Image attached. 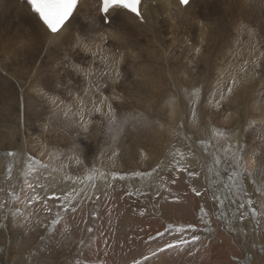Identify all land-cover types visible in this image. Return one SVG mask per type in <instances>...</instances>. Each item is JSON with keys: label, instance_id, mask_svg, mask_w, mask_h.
I'll list each match as a JSON object with an SVG mask.
<instances>
[{"label": "rangeland", "instance_id": "1", "mask_svg": "<svg viewBox=\"0 0 264 264\" xmlns=\"http://www.w3.org/2000/svg\"><path fill=\"white\" fill-rule=\"evenodd\" d=\"M194 14L198 28L176 27L179 36L173 30L165 33L164 46L149 33L133 36L131 29V40L128 33L124 43L106 36L99 51L93 35L83 34L85 20L91 27L97 21L90 12L77 16L79 29L71 25L64 40L52 46L41 35L33 41L35 31L28 26L22 25L23 35L16 36L1 25L0 264H264V216L257 224L246 204L251 199L264 212V0H199L190 9ZM200 29L209 45H201ZM17 40H22L20 47ZM125 40L133 48L127 47L116 78L106 70V59L119 55ZM176 40L190 45L177 48ZM244 66L247 72L240 71ZM233 76L237 83L227 95ZM251 81L252 91L243 90ZM196 89L200 99L194 122ZM221 90L225 99L217 107ZM107 96L114 98L109 104L119 137L107 108L94 110ZM81 104L87 128L80 121ZM214 129L223 135L216 138ZM179 152L184 153L181 163L198 176L177 173ZM232 153L243 157L242 180L228 179L232 168L224 161L230 164ZM216 156L222 161L218 166ZM29 157L48 167L35 164L38 171L26 175ZM92 168L98 171L89 180ZM136 171L152 174L123 181L111 177ZM53 193L61 199L50 198ZM35 195L41 199L29 204ZM241 202L246 207L238 210ZM67 205L77 211L64 212ZM57 212L63 219L53 231ZM241 212L248 218L240 221ZM202 214L211 224L201 221ZM64 224L71 226L69 232ZM187 225H195V231ZM181 226L183 233L177 231ZM193 235L199 239L193 241ZM170 243L176 246L168 248Z\"/></svg>", "mask_w": 264, "mask_h": 264}, {"label": "bare ground", "instance_id": "2", "mask_svg": "<svg viewBox=\"0 0 264 264\" xmlns=\"http://www.w3.org/2000/svg\"><path fill=\"white\" fill-rule=\"evenodd\" d=\"M198 1L199 0H190V4L188 6H184V5H180L179 2H178V0H144L143 3L141 4L142 5V9H143L142 14L145 17V19L143 21H140L135 15L131 14L130 12L116 10L114 12H111V15H110L111 22H110V24L108 26H105L103 23H102L103 25L101 24L100 6L96 2L93 3V4L87 3V4L83 5V6H80L77 10L74 11L73 16L70 18L69 22L66 24V27L64 29H62V34H53V33L49 32L42 23H40L38 20L35 19L34 14L28 10L29 7L27 6V4H26L25 1H24L23 4H19V3H17V0H1L0 1V9H1V7L3 5H5L4 6L5 9H4V11H2L0 13V27H1V25H2V27H3V25H5L6 26V29L8 30V32H11V33H13L16 36H22L23 35L22 32L24 31V30H21L22 25L24 27L28 26L30 28V30L34 29V31H35V32L32 33L33 34V37H32V40L33 41L35 40V37H36V39L39 40V39H41V36H42V38H44V40H45V43H47L49 46L51 44V46H52L53 44L55 45L56 42H58V40H60L61 37L64 34H67L68 33L67 29L71 28V25L72 26L75 25L74 27L77 28V30L79 29V25L76 22L77 21V16H79V15L82 16L83 14L90 12L92 15H95L97 17L96 24L93 25V27H91V23L89 21H86V20L84 21L83 20L84 23H83V27L82 28H83V34L84 35H86V36L87 35L88 36L93 35L95 41L93 40L92 43L96 45V48H94L96 51H99L100 50V48H101V45L100 44L103 43L106 40V36L113 37L111 39L118 40L120 42L123 38H125V37H123V34H127L131 29L134 32V34H132L133 36L135 35V32H138V33H140L143 36L149 33V34H152L156 39L160 40L159 41V45L164 46L163 35H165V33L173 30L174 33H175V36H179L178 35V33H179L178 32V28H176V27H183L185 25L190 24V26L193 27L194 29H197L198 28V27L196 28V26H195V23H196L195 20L197 19L196 18L197 16H195L196 14H194L195 17L193 15L190 16V9L193 10L195 4ZM81 8H82V10L79 11V9H81ZM81 12H82V14H81ZM113 16H115L116 19H114ZM3 17H5V19H6L5 21H2L1 20V18H3ZM82 19H84V18H82ZM85 19H86V17H85ZM103 19L104 18H102V22H103ZM12 23H16L15 24V27H14L15 29L12 28V26H13ZM74 27H72V28H74ZM202 28L205 30L204 27H202ZM203 29H200L201 37H199V39L201 40V45H205L206 43L209 45V39H208V37H205V31ZM65 32H67V33H65ZM25 34L28 35V33H25ZM127 35H128L129 40H131V36L132 35H130L129 33ZM215 36H216V34H215ZM62 38H63L62 39V41H63L64 40V36ZM30 39H31V36H30ZM129 40H127V42H126L127 44L125 46H123V49L121 50V52H120L119 55H113L112 54V56L109 57L110 58V61L108 60V58L106 59V57H102L104 60L105 59L107 60V62H106V70L108 71L109 74H111V73L114 74V76L116 78H117V75L116 74L117 73H119V74L121 73L119 71L118 65H120V63L123 61V59H125L126 49L128 50L127 47H132L133 46V45H130ZM17 42H18L19 47H20L22 45V40H17ZM183 44L190 45V44H188V41L186 43H180V42L178 43L177 40H176V47L177 48L178 47H181V49H182ZM192 45H193V43H192ZM149 48H150V46H149ZM87 49L89 50L90 48L87 47ZM223 56L224 57H227L225 55H223ZM241 56H243V55H241ZM217 57H219V56H217ZM227 58H229V56ZM210 62H211V60L207 62V65H209ZM245 63H247V61ZM191 71L193 72V70H191ZM225 74L229 78L228 75L230 73L228 72V74H227V72H226ZM225 74H224V77L226 76ZM112 82H115V79L114 78L111 80V83ZM105 83H106V81H105ZM252 84H253L252 81L249 82V83H247L246 84L247 87H244L243 90H245V88L246 89L248 88V90H251L252 91ZM100 100H101V98H100ZM113 100H114L113 96H107V101L104 102V104L101 106V109L105 110V107L108 108L109 103L112 102ZM172 100H174V102L176 101L175 99H172ZM172 100H170V101H172ZM175 107H177V105ZM260 107H262V106H260ZM178 108H179V106H178ZM176 109L177 108H175V109L173 108V111L175 112ZM258 109H259V107H258ZM173 111L171 113H173ZM171 118H172V115H171ZM195 125L192 126V129L197 130V127ZM188 151H189V149H188ZM21 160H22V164H24L25 162H27L26 159H25V157H22ZM96 188H97V186H96ZM52 190H54V189L52 188ZM44 193H46V191ZM55 195H56V193H55Z\"/></svg>", "mask_w": 264, "mask_h": 264}, {"label": "snow or ice", "instance_id": "3", "mask_svg": "<svg viewBox=\"0 0 264 264\" xmlns=\"http://www.w3.org/2000/svg\"><path fill=\"white\" fill-rule=\"evenodd\" d=\"M28 5H30L31 10L36 14L37 18L39 21H42L43 25L46 26V28L53 34H62V29H64L66 27V24L69 22L70 18L73 16L74 10L77 8V5L79 3V0H27ZM141 4H142V0H102V9L101 11L104 14V20L106 23H110L109 17L111 15V12H114L116 10H127L131 13H133L140 21H143L145 19L144 15L142 14V10H141ZM179 4L180 5H184V6H188L190 4V0H179ZM199 51V49H197V52ZM256 66L258 67V62H256ZM75 68V70L77 72H82L84 71L83 69H80L76 66H73ZM241 72H247L248 68L247 66L241 67L240 69ZM90 72H85V75H90ZM253 74L255 73V69H253ZM118 77V73L116 74ZM237 83V79L235 76L232 77L230 86H227L226 88V92L227 94H231L233 91L234 86ZM97 91H99V89H97ZM193 95L195 96V99L192 101V110H191V115L193 118V121L196 122L197 121V112H196V105L199 103V99H200V90L196 89L193 93ZM225 99V92L223 90H221L219 92V99L216 100V106L219 107L221 105V103L223 102V100ZM107 101V97H104L100 103L103 104L104 102ZM53 103H55V100L53 101ZM95 103V102H93ZM170 103H174V101H170ZM95 112L100 113L102 111L101 107L96 106L95 107ZM111 119H112V123L114 126V130L116 132V137H119L120 135V125L117 123L116 119H115V113L111 107V105H108L107 108V113H106ZM65 115H67V113H65ZM79 116H80V121L82 123H84V118H85V112H84V105L81 104L80 105V111H79ZM84 127L87 128V123H84ZM213 134L216 138H219V136L223 135V133H221L219 130L214 129L213 130ZM203 143V142H201ZM226 151H231V146H229V149H227ZM239 151L242 152V149H240ZM117 153H113V155H116ZM7 155L9 156H16L17 153H13V152H9L7 153ZM178 155L180 156L179 160L175 161V165H176V170L177 173L183 171V172H187V175L189 177H193V176H198L199 173L197 172H191L188 171V167L187 165H183L181 163V161L184 159V153L183 152H179ZM76 163L79 164L81 163V161L77 158L76 159ZM214 165H220L222 163L221 158L219 156H216L214 161H213ZM243 163V157L242 155L238 154V153H232V162L229 164V162L227 160L224 161V164L229 167L232 168V172L231 175L228 177V179L230 181H235L237 179L242 180L244 177V173L246 171L245 167H241ZM35 164H40V166L42 168H47L48 166L46 164H42L39 160H35L32 157H29V163H28V168H29V172L26 173V175L31 174L34 171H38V169H36L34 167ZM157 168H159V165L157 166ZM98 171V169L96 168H92L90 174L88 175V179L92 180L94 177V174ZM157 169H152V172H156ZM12 173V167L11 165L8 166V175L9 177L11 176ZM151 172H132L130 174L126 173V174H119L116 172L111 173V177L113 181H116L117 179L120 181L125 180L126 178H128L129 176L131 177H140L141 179L151 176ZM217 175H219V173H217ZM249 175H251V173H249ZM100 176L103 177L104 173L100 172ZM65 179H72L71 176H67L65 177ZM161 179H163V177H161ZM175 180H172L171 183H175ZM253 183H255V181H253ZM111 187V184L109 185ZM27 187L29 189H32L33 192H35V188L34 185L31 183H28ZM242 190V189H241ZM192 191L199 196L201 193L199 191H197V189L193 188ZM144 194V193H141ZM128 195H135V193L129 192ZM157 195H159V193H157ZM50 198H54L56 200H60L61 197L56 196L55 194L53 195V197ZM41 199V197H39L38 195L33 196L28 203L32 204L35 203L37 201H39ZM63 200H68L69 196H64L62 198ZM45 206L47 205V200H45ZM219 203L222 205L224 203L223 200H220ZM247 207L251 212L252 217L257 218V224L259 223V218L264 216V212H258V210L252 206L253 201L251 199H248L247 202ZM246 207L244 202H241L238 205V210L240 209H244ZM262 207H264V205H262ZM47 211H51V209H48L46 207ZM71 210L72 212H76L77 209L74 206L71 205H67L63 207V211L67 212ZM204 210H202L203 212ZM248 218V213L247 212H241L240 216H239V220L243 221L245 219ZM63 217L61 216L60 212L56 213V218L53 219L51 221V230L55 231L56 226L61 224ZM201 221L206 223V224H211V219H205V214H202L200 217ZM70 225L68 224H64L63 225V231L64 232H69L70 231ZM173 226L170 224L168 225V228L171 229ZM187 229H192L193 231H195V225H187L186 226ZM88 232H92L93 229L92 228H88L87 229ZM178 232H185L186 228L184 226H181L177 229ZM157 235H163V233H158ZM149 239H153V237H149ZM199 237L193 235L192 236V240H198ZM81 244H83L84 242L81 241ZM178 243L180 244H185L188 243L187 240H180L178 241ZM176 245L174 244H168L167 247L168 248H172L175 247ZM264 250V249H262ZM161 251H163V249H161ZM155 255V253H154ZM133 264H141L140 261H134Z\"/></svg>", "mask_w": 264, "mask_h": 264}]
</instances>
